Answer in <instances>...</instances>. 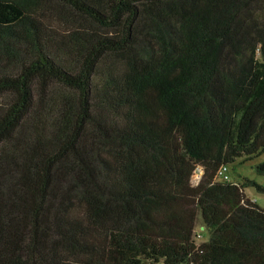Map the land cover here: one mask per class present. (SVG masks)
<instances>
[{"label":"trees","instance_id":"trees-1","mask_svg":"<svg viewBox=\"0 0 264 264\" xmlns=\"http://www.w3.org/2000/svg\"><path fill=\"white\" fill-rule=\"evenodd\" d=\"M262 154L264 0H0V264H264Z\"/></svg>","mask_w":264,"mask_h":264},{"label":"rangeland","instance_id":"rangeland-1","mask_svg":"<svg viewBox=\"0 0 264 264\" xmlns=\"http://www.w3.org/2000/svg\"><path fill=\"white\" fill-rule=\"evenodd\" d=\"M262 161H264V154H262L259 158L253 161L246 162L241 165H237V166L229 165L227 167V176L229 182L241 184L244 182L245 179H247L257 183L258 185L264 188V176L259 175L255 170V166ZM199 179L200 178L197 177V174L196 175L194 174V176L191 179L192 185H196ZM244 193L247 198L255 201L259 206L264 208V192H258L253 186H249L244 189ZM194 231H195V241L198 245L208 241L209 232L204 227L200 215H198L197 217Z\"/></svg>","mask_w":264,"mask_h":264},{"label":"built area","instance_id":"built-area-1","mask_svg":"<svg viewBox=\"0 0 264 264\" xmlns=\"http://www.w3.org/2000/svg\"><path fill=\"white\" fill-rule=\"evenodd\" d=\"M197 174V177L200 178L202 174V169L197 168L195 175ZM217 180L221 182H229L228 176H227V167H222L217 175Z\"/></svg>","mask_w":264,"mask_h":264}]
</instances>
